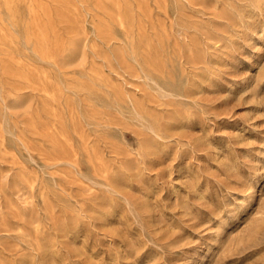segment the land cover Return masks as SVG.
Returning a JSON list of instances; mask_svg holds the SVG:
<instances>
[{
	"label": "rangeland",
	"instance_id": "374dc122",
	"mask_svg": "<svg viewBox=\"0 0 264 264\" xmlns=\"http://www.w3.org/2000/svg\"><path fill=\"white\" fill-rule=\"evenodd\" d=\"M0 264H264V0H0Z\"/></svg>",
	"mask_w": 264,
	"mask_h": 264
},
{
	"label": "bare ground",
	"instance_id": "6f19581e",
	"mask_svg": "<svg viewBox=\"0 0 264 264\" xmlns=\"http://www.w3.org/2000/svg\"><path fill=\"white\" fill-rule=\"evenodd\" d=\"M147 19V18H146ZM255 31V30H254ZM122 58V57H121ZM92 73V72H91ZM19 77V76H18ZM19 79V78H18ZM20 80V79H19ZM32 121V120H31ZM23 143V142H22ZM40 153V152H39ZM58 161V160H57ZM60 162V161H59ZM232 204V203H231ZM126 222V221H125ZM111 223V222H110ZM129 223V222H128ZM256 238V237H255ZM175 239V238H174ZM183 245V244H182ZM186 253V252H185Z\"/></svg>",
	"mask_w": 264,
	"mask_h": 264
}]
</instances>
